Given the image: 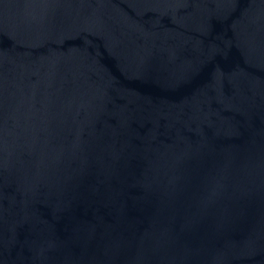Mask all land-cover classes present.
Masks as SVG:
<instances>
[{
	"label": "water",
	"instance_id": "1",
	"mask_svg": "<svg viewBox=\"0 0 264 264\" xmlns=\"http://www.w3.org/2000/svg\"><path fill=\"white\" fill-rule=\"evenodd\" d=\"M0 264H264V0H0Z\"/></svg>",
	"mask_w": 264,
	"mask_h": 264
}]
</instances>
